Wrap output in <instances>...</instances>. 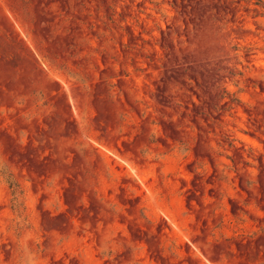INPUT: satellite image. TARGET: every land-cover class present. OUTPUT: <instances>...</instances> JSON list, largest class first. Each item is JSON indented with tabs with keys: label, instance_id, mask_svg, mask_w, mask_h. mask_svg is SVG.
I'll return each instance as SVG.
<instances>
[{
	"label": "rangeland",
	"instance_id": "374dc122",
	"mask_svg": "<svg viewBox=\"0 0 264 264\" xmlns=\"http://www.w3.org/2000/svg\"><path fill=\"white\" fill-rule=\"evenodd\" d=\"M0 264H264V0H0Z\"/></svg>",
	"mask_w": 264,
	"mask_h": 264
}]
</instances>
